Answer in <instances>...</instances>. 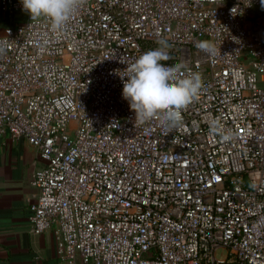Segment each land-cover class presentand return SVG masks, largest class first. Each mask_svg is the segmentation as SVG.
I'll list each match as a JSON object with an SVG mask.
<instances>
[{
    "label": "built area",
    "instance_id": "1",
    "mask_svg": "<svg viewBox=\"0 0 264 264\" xmlns=\"http://www.w3.org/2000/svg\"><path fill=\"white\" fill-rule=\"evenodd\" d=\"M2 14L23 20L0 36V136L44 162L32 234L53 229L67 264H264L260 0H86L56 30L21 0ZM161 39L178 78L203 76L176 128L136 121L122 95Z\"/></svg>",
    "mask_w": 264,
    "mask_h": 264
},
{
    "label": "clouds",
    "instance_id": "2",
    "mask_svg": "<svg viewBox=\"0 0 264 264\" xmlns=\"http://www.w3.org/2000/svg\"><path fill=\"white\" fill-rule=\"evenodd\" d=\"M23 8L32 18H46L54 30L61 29L85 4L86 0H21ZM264 9V0H260ZM6 43V42H5ZM158 47L140 55L127 66L128 76L123 83V98L135 113V120L146 123L157 118L163 127L176 128L182 125V110L191 104L204 87L203 76L199 72L178 78L181 65L166 66L170 59L166 40H159ZM197 48L208 55L216 54V46L208 40L200 41ZM3 47L0 46V52ZM220 129L214 122L212 132ZM225 141L231 133L224 134Z\"/></svg>",
    "mask_w": 264,
    "mask_h": 264
},
{
    "label": "crops",
    "instance_id": "3",
    "mask_svg": "<svg viewBox=\"0 0 264 264\" xmlns=\"http://www.w3.org/2000/svg\"><path fill=\"white\" fill-rule=\"evenodd\" d=\"M22 20L0 15V36ZM43 166L25 138L15 139L9 132L0 136V264H67L58 254L53 229L31 233L30 205L38 195L31 181Z\"/></svg>",
    "mask_w": 264,
    "mask_h": 264
},
{
    "label": "water",
    "instance_id": "4",
    "mask_svg": "<svg viewBox=\"0 0 264 264\" xmlns=\"http://www.w3.org/2000/svg\"><path fill=\"white\" fill-rule=\"evenodd\" d=\"M261 40L264 42V29L260 32Z\"/></svg>",
    "mask_w": 264,
    "mask_h": 264
},
{
    "label": "rangeland",
    "instance_id": "5",
    "mask_svg": "<svg viewBox=\"0 0 264 264\" xmlns=\"http://www.w3.org/2000/svg\"><path fill=\"white\" fill-rule=\"evenodd\" d=\"M14 25V24H13ZM10 26H12V24L10 25ZM219 257H225V253H223V252H219Z\"/></svg>",
    "mask_w": 264,
    "mask_h": 264
}]
</instances>
